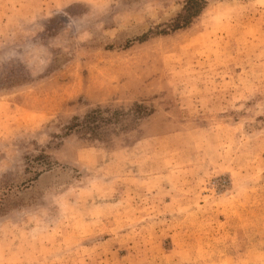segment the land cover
Here are the masks:
<instances>
[{
    "label": "rangeland",
    "instance_id": "rangeland-1",
    "mask_svg": "<svg viewBox=\"0 0 264 264\" xmlns=\"http://www.w3.org/2000/svg\"><path fill=\"white\" fill-rule=\"evenodd\" d=\"M184 1L0 0V264H264V0Z\"/></svg>",
    "mask_w": 264,
    "mask_h": 264
},
{
    "label": "trees",
    "instance_id": "trees-1",
    "mask_svg": "<svg viewBox=\"0 0 264 264\" xmlns=\"http://www.w3.org/2000/svg\"><path fill=\"white\" fill-rule=\"evenodd\" d=\"M204 6V0H185L181 11L167 26L168 31L172 32L186 28L191 20L198 16ZM165 31L167 30H160L158 34H166ZM142 108L143 107L137 104H133V106L126 111L93 109L80 119L72 118L66 127V130L67 132H73L86 140L103 141L118 123H123L128 115H130L132 119H136Z\"/></svg>",
    "mask_w": 264,
    "mask_h": 264
}]
</instances>
